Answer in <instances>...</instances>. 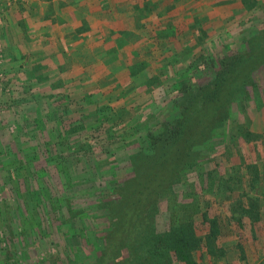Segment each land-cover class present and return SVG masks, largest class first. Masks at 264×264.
<instances>
[{
	"label": "trees",
	"instance_id": "1",
	"mask_svg": "<svg viewBox=\"0 0 264 264\" xmlns=\"http://www.w3.org/2000/svg\"><path fill=\"white\" fill-rule=\"evenodd\" d=\"M197 31L194 42L197 50L185 47L168 53L165 60L169 72L163 76L155 74L145 83L146 87L164 90L161 102L145 101L141 107L129 103L130 108L118 113L96 107L92 114L100 126H109L104 131L106 141L101 145L105 161L99 170L108 175L109 180L102 190H98L107 221L100 237L101 246L91 264H197L195 253L202 247L214 259L220 258L223 249L215 243L220 225L217 216L208 215L209 202L201 199L204 194L225 195L229 202L228 221H233L238 231L244 217L250 224L262 217L259 210L264 198V168L259 169L256 162H244L236 144L239 139L245 142L261 139V135L249 127L247 106L259 107L252 72L260 64L257 49L260 43L264 46V11L260 27H255L254 34H243L236 39L237 43H244L239 49H224L221 45V50L209 51L204 46L206 34L199 26ZM162 102L165 104L161 105ZM234 111L240 115L239 121L235 119ZM80 119V116L61 117L62 131L52 136L50 143L43 141L50 164L34 165L35 155H29L26 146H16L12 141L10 148L1 154V183L7 185L14 201L18 204L20 201L22 207L20 211L11 212L10 218L16 222L24 240L30 235L43 234L46 229L47 222L42 224L43 215L35 213L42 201L48 203V215L59 211L62 202L42 187L41 175L45 171L54 170L63 187L87 182L85 178L70 174L67 165H73L70 159L74 156L90 154V146L69 144L65 146L68 152L62 156L63 142L68 134L77 130L73 124ZM113 127L118 129L111 130ZM125 140H129L124 146L129 175L118 182L115 180L119 174L116 163L106 159L114 154L111 142ZM216 142L222 144L226 155L228 153L226 158L238 157L227 174V171L221 173L204 167L209 158L206 154ZM66 155L71 158L67 159ZM198 166L205 169L198 170L196 182H184L185 172ZM97 167L93 162V168L99 169ZM177 183L184 185L183 200L179 197L180 192L174 190ZM252 191L259 194L254 196ZM162 199L166 204L168 225L157 231L154 219ZM200 201L204 206L200 207ZM70 212L71 208L66 207L68 218L65 220L69 219V222L76 216ZM197 215L207 224L202 236L197 235L194 228ZM56 218L59 217L56 215ZM48 220L54 221L50 216ZM238 231L235 233L240 237ZM258 264H264V259Z\"/></svg>",
	"mask_w": 264,
	"mask_h": 264
},
{
	"label": "crops",
	"instance_id": "2",
	"mask_svg": "<svg viewBox=\"0 0 264 264\" xmlns=\"http://www.w3.org/2000/svg\"><path fill=\"white\" fill-rule=\"evenodd\" d=\"M240 6L241 0H0V100H29L32 112L59 117L141 107L151 87L145 83L169 72L168 55L197 50L198 26L205 41L239 30L250 16Z\"/></svg>",
	"mask_w": 264,
	"mask_h": 264
},
{
	"label": "rangeland",
	"instance_id": "3",
	"mask_svg": "<svg viewBox=\"0 0 264 264\" xmlns=\"http://www.w3.org/2000/svg\"><path fill=\"white\" fill-rule=\"evenodd\" d=\"M248 2L250 6L247 5ZM241 7L246 13L248 11V15H250L247 21L240 23L239 30H231L233 31L231 34L228 32L224 37L218 35V37L215 36L212 40H206L204 46L209 51H214L215 49L221 50V45L224 46V49L229 47L242 48L244 43H237L236 39L243 34L253 35L255 27H260L264 11V0H241ZM257 54L260 56V64L252 72V83L255 84L259 107L254 108V105L247 106V114L250 119L249 127L256 133H259L261 139L257 141L251 140L249 142L239 139L236 146L244 162H256L257 167L262 169L264 168V46L261 43L257 49ZM163 92L164 90L161 87L155 88L151 86L149 87V97L147 100H144L148 103L150 101L161 102ZM163 104L165 102H162L161 105ZM249 104L251 105L252 102L250 101ZM161 105L160 107H162ZM33 107L34 104L29 100H0V159L2 158L1 154H4L10 148V142L12 141L16 146H26V151L29 155H35V159L33 158L34 165L42 167L43 165L50 164L48 163L50 161H48L49 155L45 150L43 141L45 140L47 143H50L52 141L51 137L55 136L58 131H62L61 125L59 124L61 117L46 116L40 114V112L34 113L32 112ZM108 109L110 111L112 110L111 108ZM113 113L115 112L113 111ZM233 115L236 120H240V115L237 111H234ZM81 120L82 122L79 124H73V126H77V130L66 136V142H63L62 145V156L68 152L65 146L69 144L81 143L83 147L86 144L90 146L92 149L90 154L81 153L80 156L77 154L78 156L70 159L73 161V165L66 164L70 174L81 177L80 179L85 178L87 182H76L72 183L71 187H63L62 184L60 186L61 179L54 170H48L50 174L44 170L45 173L41 175L40 181L42 187L48 191V194L61 198L62 202L60 204L61 209L59 208V211H55L53 214L49 212L50 214L48 215L46 213L49 208L46 201H42L40 208L35 212L36 215L38 213L41 216L43 215V225L47 222L43 234L30 235L25 240L20 235L16 222L10 218V213L15 212V210H22L21 203L19 201L18 204L17 201H14V195L10 193L7 185L1 183L0 180V264L93 263L94 256L101 246L102 242L100 237H102L106 229L107 221L105 216L106 209L100 205L102 196H99L98 190H102L105 184H107V180H109L108 175L102 173L103 171H99L105 161V154L101 150V145L106 141L104 131L108 130L109 126L106 124L105 126H100L99 121L94 116H87L81 118ZM118 127H113L111 130L118 129ZM127 141L129 140L111 142V149L114 150V154L109 155L107 153L109 156L106 160H112L116 163V168L120 174L115 178L118 182L129 175V164L125 158L127 151L124 147ZM57 144L59 143L57 142ZM212 148L209 153H204L209 157L204 167L206 169H215L221 173L227 171L225 172L227 174L231 170L230 165L236 163L238 157L233 155L232 157L229 156V159L226 158L228 153L226 155L224 147L218 142ZM66 157L67 159L71 158L68 155ZM93 162H96V166L99 169L95 170L93 168ZM205 168H202V166L195 167V169L191 168L185 172L182 180L184 182L195 183L198 170L201 172ZM183 189V183L174 185V190L177 193L180 192L179 197L182 200L184 199L182 198L184 194ZM251 194L256 196L259 192L252 191ZM201 199L202 201L207 200L209 202L207 209L208 215L217 216L219 221L220 234L215 243L217 247L223 249V254L220 258L214 259L202 247L195 253L197 264H253L255 262V264H258L264 259H258L261 252L264 251V198H260L263 202L259 210L262 213L260 220L250 224L248 218L244 217L239 231L233 221H228V216L230 215L228 209L229 202L225 195L204 194L201 196ZM7 206L9 208H6ZM202 206L204 205L200 201V207ZM66 207L71 208L72 212L70 213L76 214L74 218L70 219V222L69 219H67L68 222L65 220L68 218ZM53 215L55 218H53ZM56 215L59 218H56ZM48 216L54 221H47ZM154 220L157 231H162L167 228L168 214L164 199L158 202V212ZM194 224L197 235L202 236L205 234L207 224L201 222L198 215L195 217ZM236 231H238V236L241 235L240 237L236 236Z\"/></svg>",
	"mask_w": 264,
	"mask_h": 264
}]
</instances>
